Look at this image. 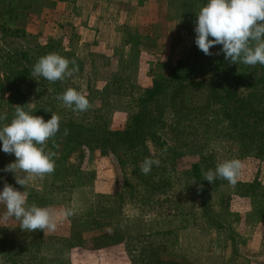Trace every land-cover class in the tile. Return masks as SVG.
<instances>
[{
	"label": "rangeland",
	"instance_id": "obj_1",
	"mask_svg": "<svg viewBox=\"0 0 264 264\" xmlns=\"http://www.w3.org/2000/svg\"><path fill=\"white\" fill-rule=\"evenodd\" d=\"M207 2L0 0V28L18 31L0 33V127L27 103L45 121L60 117L47 141L55 170L28 181L27 203L72 213L45 235L4 220L0 203V264H264V144L222 121L208 78L189 82L175 102L152 103L145 147L106 139L142 112L155 81L195 61L196 13ZM49 53L74 58L69 67L79 70L54 83L32 76ZM68 88L91 107L77 112L56 99ZM145 157L160 160L147 175ZM15 159L0 150V191L5 182L25 190L2 171ZM231 159L242 163L235 184L205 180L206 195L193 186L195 165L204 176Z\"/></svg>",
	"mask_w": 264,
	"mask_h": 264
},
{
	"label": "clouds",
	"instance_id": "obj_2",
	"mask_svg": "<svg viewBox=\"0 0 264 264\" xmlns=\"http://www.w3.org/2000/svg\"><path fill=\"white\" fill-rule=\"evenodd\" d=\"M194 31L195 44L205 55H213L211 49L222 45L220 52L231 64L244 63L249 66L264 65V0H208L196 13ZM219 55L220 53H216ZM75 59L65 58L58 53H49L35 63L32 76H42L50 83L72 77L77 72ZM56 99L77 112L87 111L91 105L86 95L68 88ZM31 103L16 105L10 123L0 127V142L4 153L15 156L2 170L13 173L21 191L7 182L0 191V203L6 206L3 219L14 217L20 221L19 227L25 232L41 230L45 233L55 231L62 217L70 216V210H56L50 206L40 207L35 203L28 205L26 191L28 181L43 177L55 170L57 153L48 148L47 141L60 131V117L55 113L45 121L43 116L33 114ZM7 120V114L0 115ZM67 134V129L64 130ZM160 160L145 157L140 171L147 175ZM242 168L238 159L225 160L214 170L204 174V180L213 184L219 177L235 184Z\"/></svg>",
	"mask_w": 264,
	"mask_h": 264
},
{
	"label": "trees",
	"instance_id": "obj_3",
	"mask_svg": "<svg viewBox=\"0 0 264 264\" xmlns=\"http://www.w3.org/2000/svg\"><path fill=\"white\" fill-rule=\"evenodd\" d=\"M205 1L202 0V4ZM1 32H10L12 35L18 33L5 28H0ZM221 48L222 45L214 46L211 56L201 51L192 63L179 61L169 77L155 81L145 92V97L140 100L142 112L133 117L128 128L109 133L106 139L113 146L119 144L125 148L145 147L148 130L143 118L152 114L155 106L152 103L158 100L175 102L180 89L182 91L187 88L189 82L208 78L210 101L221 114L222 121L239 133L245 134L249 140L264 144V65L249 66L242 62L231 64L225 60L224 54L220 52ZM172 94L173 99H170ZM177 156L180 157V154ZM190 176L194 180L193 186L205 194L207 185L199 165L193 167L188 175L189 179Z\"/></svg>",
	"mask_w": 264,
	"mask_h": 264
}]
</instances>
